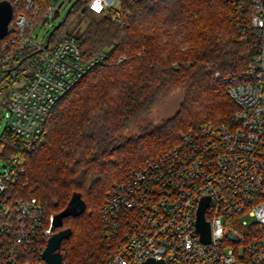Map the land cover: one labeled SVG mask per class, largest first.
Here are the masks:
<instances>
[{"label":"built area","instance_id":"built-area-1","mask_svg":"<svg viewBox=\"0 0 264 264\" xmlns=\"http://www.w3.org/2000/svg\"><path fill=\"white\" fill-rule=\"evenodd\" d=\"M85 1L95 14L120 19L138 0ZM226 1L238 18L250 15L263 40L244 74L227 79L236 105L233 120L188 130L178 145L134 170L110 192L102 210L104 229L114 240L106 264H142L148 258L166 264H264V0ZM2 2L12 7V19L0 39V107L30 151L44 142L54 107L104 64L106 55L85 60L73 34L53 40L68 14L54 28L48 29L49 21L61 15L64 2ZM43 27L48 30L40 38ZM24 166L25 159L13 156L0 174V216L6 218L0 225V264H31L29 254L47 264L43 252L57 232L52 230L54 215L48 217L37 199L9 204L10 188L24 181ZM206 197L210 242L201 240L196 227ZM60 251L63 256L62 247Z\"/></svg>","mask_w":264,"mask_h":264},{"label":"trees","instance_id":"trees-1","mask_svg":"<svg viewBox=\"0 0 264 264\" xmlns=\"http://www.w3.org/2000/svg\"><path fill=\"white\" fill-rule=\"evenodd\" d=\"M126 10L130 14L120 19L97 14L76 35L85 60L100 54L106 60L54 107L44 142L26 151L9 125L0 139L6 163L13 156L25 159L24 181L10 188V205L35 198L49 217L75 193L85 202L84 211L64 220L63 228L73 230L62 244L67 264L107 263L114 240L104 229L102 210L110 192L178 145L182 132L209 121L232 122L236 105L227 79L241 77L263 44L250 15L238 18L226 0H138ZM77 12L92 11L79 0L66 21ZM66 21L53 40L64 35ZM178 90L184 97L173 117L123 135ZM5 220L0 216V225ZM27 257L39 264L38 256Z\"/></svg>","mask_w":264,"mask_h":264},{"label":"water","instance_id":"water-1","mask_svg":"<svg viewBox=\"0 0 264 264\" xmlns=\"http://www.w3.org/2000/svg\"><path fill=\"white\" fill-rule=\"evenodd\" d=\"M78 0L75 1V3ZM73 3L67 14L70 13L72 7L75 5ZM58 14V12H57ZM12 19V7L8 2H2L0 4V39L3 38L8 30V25ZM65 21H62L64 23ZM60 25H57L59 27ZM210 199L208 197L203 198L197 212V222L196 227L201 236L203 242H210L211 231L210 224L205 218V211L209 205ZM86 208L85 202L81 199L79 193H75L68 203L67 207L60 213L54 215L52 230L55 232L48 240L46 249L43 252V259L47 264H63V256L61 253V247L63 241L69 239L73 233L71 228H63L65 218L71 215H78ZM142 264H166L164 260H158L155 258H148Z\"/></svg>","mask_w":264,"mask_h":264},{"label":"rangeland","instance_id":"rangeland-1","mask_svg":"<svg viewBox=\"0 0 264 264\" xmlns=\"http://www.w3.org/2000/svg\"><path fill=\"white\" fill-rule=\"evenodd\" d=\"M64 2V5L61 9V15L57 19H51L49 21L48 29L54 28L59 22L63 20L67 13V9L69 6L70 1L72 0H60ZM97 16L94 12H90L89 14L85 15L83 12H77L72 14L69 19L66 21L62 32L64 35L66 34H75L79 35L88 25V23ZM47 28L43 27L42 29L39 28L38 35L39 37H43L45 32L48 30ZM183 91L178 90L169 95L168 97L159 101L148 114L144 117L138 119L137 121L133 122L124 132V136H132L138 133L139 128L141 126L147 125L148 123H155L161 124L167 119L173 117L178 111L183 102ZM210 122V121H209ZM215 122V121H213ZM8 127V118L6 116V112L1 109L0 107V139L4 135L5 130ZM182 136L184 132L181 133ZM7 163L5 159L0 154V174L5 172Z\"/></svg>","mask_w":264,"mask_h":264},{"label":"snow or ice","instance_id":"snow-or-ice-1","mask_svg":"<svg viewBox=\"0 0 264 264\" xmlns=\"http://www.w3.org/2000/svg\"><path fill=\"white\" fill-rule=\"evenodd\" d=\"M97 8L99 7V5L96 6Z\"/></svg>","mask_w":264,"mask_h":264},{"label":"flooded vegetation","instance_id":"flooded-vegetation-1","mask_svg":"<svg viewBox=\"0 0 264 264\" xmlns=\"http://www.w3.org/2000/svg\"><path fill=\"white\" fill-rule=\"evenodd\" d=\"M71 7V6H70ZM73 8V7H72ZM69 10H70V8H69Z\"/></svg>","mask_w":264,"mask_h":264}]
</instances>
